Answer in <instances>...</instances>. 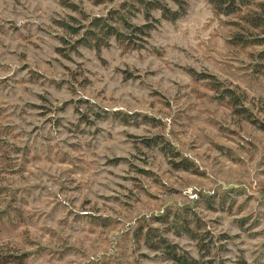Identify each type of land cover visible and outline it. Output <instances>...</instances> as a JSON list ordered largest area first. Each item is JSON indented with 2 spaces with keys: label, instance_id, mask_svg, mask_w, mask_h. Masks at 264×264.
<instances>
[{
  "label": "rangeland",
  "instance_id": "obj_1",
  "mask_svg": "<svg viewBox=\"0 0 264 264\" xmlns=\"http://www.w3.org/2000/svg\"><path fill=\"white\" fill-rule=\"evenodd\" d=\"M226 7L0 0V264H264V0Z\"/></svg>",
  "mask_w": 264,
  "mask_h": 264
},
{
  "label": "trees",
  "instance_id": "obj_2",
  "mask_svg": "<svg viewBox=\"0 0 264 264\" xmlns=\"http://www.w3.org/2000/svg\"><path fill=\"white\" fill-rule=\"evenodd\" d=\"M210 4L212 3L215 7L217 8H222V6L226 3L227 4V11H225L226 13L230 14V13H235L238 9V7L240 6V4H244L246 2V0H209ZM162 9V7H160ZM226 10V9H225ZM180 14L178 12L174 11V14L172 17H167L169 19H173L175 18V16H179ZM247 22H256V24L262 26L264 24V15L261 16L260 12L257 11H252L248 14V17L246 18ZM254 20V21H253ZM248 41L245 40L247 38L245 37H239V40L242 41ZM249 43L253 42V43H264V37L258 36L256 38H252L250 39V41H248ZM260 55L261 57L264 58V49L262 51H260ZM227 93L231 96L234 97V95H232L231 90H228ZM169 248V251L171 252V258H173L175 260L176 263L178 264H199V262L197 261L198 259L191 257L190 255H188L186 252H182V253H178L174 248Z\"/></svg>",
  "mask_w": 264,
  "mask_h": 264
}]
</instances>
